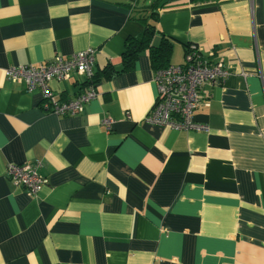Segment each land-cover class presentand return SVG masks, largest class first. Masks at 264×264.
Masks as SVG:
<instances>
[{"label": "crops", "instance_id": "crops-1", "mask_svg": "<svg viewBox=\"0 0 264 264\" xmlns=\"http://www.w3.org/2000/svg\"><path fill=\"white\" fill-rule=\"evenodd\" d=\"M131 1L0 0V264H264V0L159 9L154 43L161 32L174 42L172 64L194 47L227 69L194 114L207 130L146 121L157 97L147 51L76 115L7 79L88 49L94 70L120 68L143 31ZM85 81L71 72L49 93L64 103ZM31 162L48 179L36 195L6 175Z\"/></svg>", "mask_w": 264, "mask_h": 264}, {"label": "built area", "instance_id": "built-area-1", "mask_svg": "<svg viewBox=\"0 0 264 264\" xmlns=\"http://www.w3.org/2000/svg\"><path fill=\"white\" fill-rule=\"evenodd\" d=\"M95 50L88 49L68 57L54 56L37 65H17L6 70V77L14 83H23L29 91H41L54 104L62 103L58 111L76 115L83 106L98 96L94 85L87 86L72 98L57 100L49 93V83L54 78L66 79L71 72H77L86 78L94 73ZM228 76L222 62L215 61L198 48H189L185 62L171 64L165 69L156 70L154 81L157 97L146 121L173 130H207V126L195 122L194 114L199 104L209 97L206 85H216ZM107 132L112 130V121L103 120ZM41 163H9L7 177L16 186L24 188L29 194L36 195L48 179L39 172Z\"/></svg>", "mask_w": 264, "mask_h": 264}, {"label": "trees", "instance_id": "trees-1", "mask_svg": "<svg viewBox=\"0 0 264 264\" xmlns=\"http://www.w3.org/2000/svg\"><path fill=\"white\" fill-rule=\"evenodd\" d=\"M135 1L136 0H132L125 5L131 9V12L134 14L133 18L143 25L142 34L139 36H131L126 39L122 54L123 62L120 68H115L109 63L102 69L97 71L94 70L92 77L86 78L85 82L88 83V85H97L103 80L111 79L120 73L132 71L143 51L148 52L151 66L154 70L165 69L172 64L171 57L175 47L174 42L161 32L160 42L158 44L154 43L156 24L159 20V9L165 7L167 1L150 0L147 5L141 4L140 1ZM84 88L85 86L81 87V89Z\"/></svg>", "mask_w": 264, "mask_h": 264}, {"label": "rangeland", "instance_id": "rangeland-1", "mask_svg": "<svg viewBox=\"0 0 264 264\" xmlns=\"http://www.w3.org/2000/svg\"><path fill=\"white\" fill-rule=\"evenodd\" d=\"M149 2H150V0H140V3L143 4V5H144V4L147 5V4H149ZM173 60H174V55H173ZM155 71H156V70H155Z\"/></svg>", "mask_w": 264, "mask_h": 264}]
</instances>
